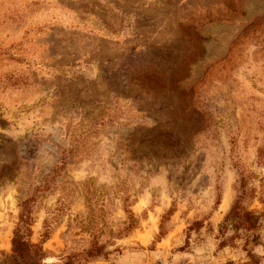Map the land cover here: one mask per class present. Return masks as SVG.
Here are the masks:
<instances>
[{
	"label": "rangeland",
	"instance_id": "374dc122",
	"mask_svg": "<svg viewBox=\"0 0 264 264\" xmlns=\"http://www.w3.org/2000/svg\"><path fill=\"white\" fill-rule=\"evenodd\" d=\"M242 195L264 236V0H0V252L28 202L48 263L245 264Z\"/></svg>",
	"mask_w": 264,
	"mask_h": 264
},
{
	"label": "trees",
	"instance_id": "16d2710c",
	"mask_svg": "<svg viewBox=\"0 0 264 264\" xmlns=\"http://www.w3.org/2000/svg\"><path fill=\"white\" fill-rule=\"evenodd\" d=\"M243 198L242 195L235 202L226 221H232L236 230L244 229L248 234V242L253 246L262 247L264 251V236L259 233L261 216L257 212L243 208L241 205ZM29 208L28 202L24 203L20 221L14 231L11 252H0V264H72L71 262H47L43 247L31 240V227L34 220ZM99 252L100 250L97 254ZM88 254L92 255L93 251ZM249 257L250 261L245 264H264V253L259 255L251 250Z\"/></svg>",
	"mask_w": 264,
	"mask_h": 264
},
{
	"label": "crops",
	"instance_id": "0c3cea01",
	"mask_svg": "<svg viewBox=\"0 0 264 264\" xmlns=\"http://www.w3.org/2000/svg\"><path fill=\"white\" fill-rule=\"evenodd\" d=\"M167 253H168V251L166 249H164V250H158L156 252L157 257H159V258H162V257L166 256Z\"/></svg>",
	"mask_w": 264,
	"mask_h": 264
},
{
	"label": "built area",
	"instance_id": "2783aa9c",
	"mask_svg": "<svg viewBox=\"0 0 264 264\" xmlns=\"http://www.w3.org/2000/svg\"><path fill=\"white\" fill-rule=\"evenodd\" d=\"M161 264V263H160Z\"/></svg>",
	"mask_w": 264,
	"mask_h": 264
}]
</instances>
